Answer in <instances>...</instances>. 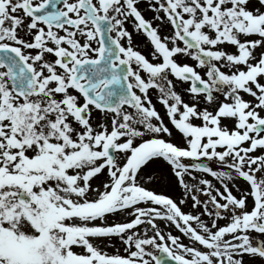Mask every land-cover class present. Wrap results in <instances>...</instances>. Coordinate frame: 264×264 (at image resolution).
Masks as SVG:
<instances>
[{"label": "snow or ice", "instance_id": "1", "mask_svg": "<svg viewBox=\"0 0 264 264\" xmlns=\"http://www.w3.org/2000/svg\"><path fill=\"white\" fill-rule=\"evenodd\" d=\"M258 3L158 0L150 7L172 26L162 39L163 25L153 26L138 0H0V264L264 258V0ZM130 18L157 62L133 45L125 25ZM225 42L237 52L218 47ZM177 56L197 61L207 79ZM222 64L233 70L223 71ZM170 76L190 82L191 101ZM152 88L179 140L153 105ZM94 110L110 123L94 126ZM158 160L186 194V176L194 170L220 178L224 191L203 179L207 187L200 191L208 200L192 196L193 206L213 217L210 223L140 182L143 169ZM105 173L94 187L93 179ZM239 178L249 184L240 197L224 183ZM125 214L132 218L109 222ZM156 217L175 222L193 245L163 233ZM221 218L228 222L220 225ZM145 223L155 234L136 230ZM112 237L126 255L95 243Z\"/></svg>", "mask_w": 264, "mask_h": 264}, {"label": "rangeland", "instance_id": "2", "mask_svg": "<svg viewBox=\"0 0 264 264\" xmlns=\"http://www.w3.org/2000/svg\"><path fill=\"white\" fill-rule=\"evenodd\" d=\"M153 1H154L153 3H156L158 6V0H153ZM252 2L254 4H256L257 7H259L258 0H252ZM153 10L157 12L156 9L153 8ZM158 15L159 16L165 15V13L161 10V11H159ZM171 28H172V26L168 23H166L165 27L163 26V28L161 30L162 39H163V36L165 34H167L168 32L171 31ZM253 38H258V37H253ZM180 44H181V46H183L182 42H180ZM218 47L222 48V49H224L230 53H236L237 52L236 48L227 42H225L222 45H219ZM151 50L152 49H148L149 54H150ZM259 51L260 50L257 49V54H259ZM52 58L54 59L55 57L53 56ZM176 58L178 59V61H183V62H188V59H189V57H185V56H177ZM221 68L223 71L228 72V73H230L233 70L230 66H228L226 64H222ZM198 71L201 73L202 76L207 78L205 68H202L199 66ZM146 77H147V75H146ZM170 78L174 82L175 90L178 93H180L186 101H191V99H192L191 94L187 90L184 89V86L181 84V82L175 80L172 76H170ZM159 95L160 94H159L158 90L155 91V88L150 89L149 96L152 100L153 105L160 112L161 116H163L164 122L174 132V136L172 137V139L179 140L180 133L174 128L173 124L170 122L168 116L166 115V106L163 105L162 102L160 101ZM215 95L217 96V98L219 100L224 99L223 94L220 92H215ZM242 95H244V98L246 100H253L254 99L253 97H251L250 95H248L246 93H242ZM204 106H206V105H204L202 103L201 107H204ZM130 110L133 112L135 111L134 109H130ZM261 115H264V111H261ZM92 122L95 126L97 124V122L110 123V120H108V118L105 117L104 113H102L101 111L94 110L92 113ZM195 122L201 123L198 120ZM262 135H264V133H262ZM255 154L258 155V154H260V152L258 151ZM211 165L216 170H220V168L222 167V165L215 163V162H212ZM106 175H107V173L93 179V181H92L93 186L95 187V185L98 184L101 180H104ZM203 179H208L209 181L212 182V184L215 188H219L221 191H224V188L221 184L220 178L213 177L210 173H205V172H202L200 170H194V175L186 176V180L189 183V185L191 186V192L186 194L183 186L178 183L177 178L173 174L171 167L162 160H158V161L151 163L148 167L144 168L143 171L140 173V182L144 186L148 187L149 189L155 190L158 193H163V194L169 195L174 200H176V202L178 204H180L183 211H185L186 213L191 212L195 215H200L201 220H203L205 223H210V221L213 219V217H210L207 215L203 206L202 205L193 206L192 196H198L201 201H207L208 200V196L205 193L200 191L201 188L207 187L206 185H203L201 183V181ZM224 183L228 184V186L231 188L233 194L237 193L240 196H241L242 192H246L249 189L248 182H246L243 178L235 179L233 181H229V180L225 179ZM217 199H220L221 202H225L219 196L217 197ZM181 200H184L186 202L181 203ZM140 206L145 207L146 205L143 202H141ZM156 207H160L161 211H164L162 206H156ZM131 218H132L131 216H129L128 214H125L124 216L109 217V222H111L113 220H124V219H131ZM155 222L159 226L160 230L163 233H165V234L172 233L173 235L180 237V240L182 242H184L186 245H188V246L193 245L194 242H193L192 238L185 235L179 228H177L175 225V222L169 221L168 219L161 218V217H156ZM227 222H228V219H226V218H221L218 221V223L220 225H224ZM191 223L193 224L194 227H197L198 230L202 231V229H199V226L195 221H193ZM145 228H147V235L151 236V235L155 234L152 227L147 223L138 226V228L136 230L140 233H143ZM252 235L258 236V234L256 232H252ZM262 238H264V237H262ZM95 243H97L101 247V249L105 252H108L111 254L119 253V254H125L126 255V253L124 252L125 245L121 242L119 237H112V238L106 239L104 241L97 240V241H95ZM195 243L197 244V246H199L198 242H195ZM169 244H171L170 241H169ZM77 251H80V249H77ZM244 260L246 261V264H264V258H260V257L253 258L249 255H245ZM150 264H154V262L150 261Z\"/></svg>", "mask_w": 264, "mask_h": 264}, {"label": "flooded vegetation", "instance_id": "3", "mask_svg": "<svg viewBox=\"0 0 264 264\" xmlns=\"http://www.w3.org/2000/svg\"><path fill=\"white\" fill-rule=\"evenodd\" d=\"M153 2H154L153 0H138L137 7L139 8V10H141L142 14L145 16L146 19H149L152 21L153 26L163 25L165 27V25H166V22H165L166 14L160 15L161 17H165V20H160V19L156 18L157 12L154 11L152 7H150V4ZM125 25H126L128 31L132 33V42H133V45L136 47V49L140 50L143 54H145L149 58V60H151L153 62H157V61L153 60L152 56L148 53V49H152V44L149 42V39L146 37V35H142V34L137 32V30L135 29V27L131 21V18L125 22ZM78 38H80V37H78ZM80 39H81V42L83 43L84 42L83 38H80ZM122 42L126 43V39ZM93 46H96L95 43H93ZM187 63L195 66L197 68V70H199L198 62L195 61L193 58L189 57ZM141 74L144 75L145 77L147 75V73L143 72V71ZM181 84L184 86L185 90H187L190 86V82H183V83L181 82ZM152 89H154V88H152ZM156 90H158V89L155 88V91ZM137 91H139V90H137ZM158 92H159V90H158Z\"/></svg>", "mask_w": 264, "mask_h": 264}, {"label": "bare ground", "instance_id": "4", "mask_svg": "<svg viewBox=\"0 0 264 264\" xmlns=\"http://www.w3.org/2000/svg\"><path fill=\"white\" fill-rule=\"evenodd\" d=\"M234 194L237 195L238 197H240L239 194H237V193H234ZM251 202H252V199H251V197H249V201H248V203L251 204Z\"/></svg>", "mask_w": 264, "mask_h": 264}, {"label": "water", "instance_id": "5", "mask_svg": "<svg viewBox=\"0 0 264 264\" xmlns=\"http://www.w3.org/2000/svg\"><path fill=\"white\" fill-rule=\"evenodd\" d=\"M169 264H177V262L172 261L171 259H169Z\"/></svg>", "mask_w": 264, "mask_h": 264}]
</instances>
